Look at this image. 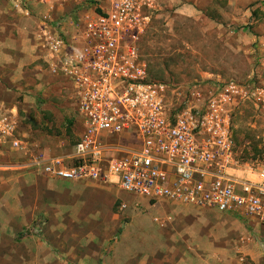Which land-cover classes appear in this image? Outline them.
<instances>
[{"label": "built area", "instance_id": "1", "mask_svg": "<svg viewBox=\"0 0 264 264\" xmlns=\"http://www.w3.org/2000/svg\"><path fill=\"white\" fill-rule=\"evenodd\" d=\"M159 1L111 0L101 12L56 28L41 23L42 56L67 87L73 153L35 151L4 113L0 154L9 147L54 179L115 185L153 205L209 208L264 226V161L246 166L232 127L247 105L264 126L259 73L208 89L151 80L140 45Z\"/></svg>", "mask_w": 264, "mask_h": 264}, {"label": "crops", "instance_id": "2", "mask_svg": "<svg viewBox=\"0 0 264 264\" xmlns=\"http://www.w3.org/2000/svg\"><path fill=\"white\" fill-rule=\"evenodd\" d=\"M17 1L0 0V114H11L19 134L35 151L71 155L76 136L61 109L67 87L48 70L36 40L38 27L46 22L56 28L94 15L109 7L111 0H26V8L13 10ZM174 1H191L190 13H201L202 0ZM123 138L130 143L128 136ZM27 164L21 153L2 148L0 264H56L59 259L53 248L65 233L76 232L74 226L97 217L102 220L104 214L112 216L118 200L121 211L132 209L128 194L118 186L54 179ZM134 205L152 208L153 221L158 219L164 229L165 264H264V244L250 228L254 225L263 237V225L252 218L174 202L151 205L143 198ZM135 213L128 211L138 218ZM151 256L145 251L142 264H151ZM67 257L86 262L84 256Z\"/></svg>", "mask_w": 264, "mask_h": 264}, {"label": "rangeland", "instance_id": "3", "mask_svg": "<svg viewBox=\"0 0 264 264\" xmlns=\"http://www.w3.org/2000/svg\"><path fill=\"white\" fill-rule=\"evenodd\" d=\"M200 6L201 13L196 15L190 13L191 1L161 0L159 9L152 11L140 45L149 78L179 86L201 84L208 89L230 80L244 82L259 73L264 85V43L260 45L264 18L259 12L264 11V0H234L232 4L229 0H202ZM12 8H26V0L12 3ZM61 104L68 116V94ZM232 125L236 151L246 166L264 161V126L255 118L252 106L238 110ZM245 175L252 177L248 168ZM126 194L132 201L128 203L131 210L121 211L122 201L118 200L112 216L86 220L72 228L76 232L65 233V239L53 248L59 259L56 264H79L68 254L84 256L85 264H142L145 251L152 254L151 264H165V232L153 221V209L134 205L140 197ZM132 210L138 218L128 214ZM250 228L264 244V234L261 237L254 225Z\"/></svg>", "mask_w": 264, "mask_h": 264}, {"label": "trees", "instance_id": "4", "mask_svg": "<svg viewBox=\"0 0 264 264\" xmlns=\"http://www.w3.org/2000/svg\"><path fill=\"white\" fill-rule=\"evenodd\" d=\"M260 13H261V15L263 16V18H264V11H259ZM72 125V122L70 123V126ZM74 145H75V143H74Z\"/></svg>", "mask_w": 264, "mask_h": 264}]
</instances>
